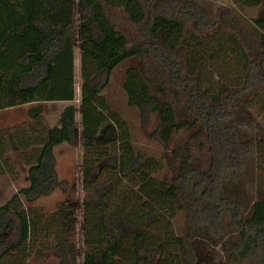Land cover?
Instances as JSON below:
<instances>
[{
    "label": "trees",
    "instance_id": "1",
    "mask_svg": "<svg viewBox=\"0 0 264 264\" xmlns=\"http://www.w3.org/2000/svg\"><path fill=\"white\" fill-rule=\"evenodd\" d=\"M236 2L260 7L252 31L240 26L232 12L214 19L194 0H0V109L69 102L46 134L7 132L14 149L26 152L29 166L28 184L0 205V264H28L34 250L43 259L53 252L59 258L54 264H79L76 208L62 203L43 216L24 204L59 187L66 190L55 149L79 141L85 148L83 264H197L194 232L203 227L219 238L227 213L238 231L227 259L264 264V200H256L246 215L224 188L226 180L238 179L245 156L256 148L231 123L234 109L264 90V0ZM111 7L124 10L136 36L113 20ZM221 26L242 38L246 71L242 83L213 93L204 83L198 45L207 48L205 39L219 34ZM216 41L217 50L231 49L220 37ZM96 48L104 50V61ZM132 57H140L142 65L127 71L128 102L138 107L144 124L160 113L153 134L168 146L173 132L198 126L191 140L173 149L179 166L172 159L177 172L171 179L160 176V159L136 148L129 122L103 94L115 68ZM43 112L36 105L29 115L38 121ZM6 139L0 134V158ZM180 210L186 212L183 234L174 226ZM155 226H163L164 235Z\"/></svg>",
    "mask_w": 264,
    "mask_h": 264
},
{
    "label": "rangeland",
    "instance_id": "2",
    "mask_svg": "<svg viewBox=\"0 0 264 264\" xmlns=\"http://www.w3.org/2000/svg\"><path fill=\"white\" fill-rule=\"evenodd\" d=\"M155 2L156 0H151ZM202 5L211 17L220 18L223 11L232 12L238 24L248 31L253 30L254 19L261 11L260 7H251L236 0H194ZM113 20L122 22L121 27L130 37H134L135 28L125 16L124 10L121 8H110ZM127 30V31H126ZM83 35V34H82ZM217 37L230 44L231 49L223 51L217 50ZM205 39L207 48L198 45L199 57L202 60V76L204 83L212 86L213 93H218L223 86L230 87L234 84L242 83V77L245 73L244 53L246 48L242 38L236 34L235 30L227 27L220 28L219 34ZM195 40V39H194ZM87 45H91L86 42ZM209 43V44H208ZM76 51V104L79 109L78 123L81 125L80 118V98H81V50L80 42L75 45ZM101 61H104L106 55L104 50L95 49ZM142 59L140 57H132L125 60L115 68L111 75L109 85L104 91L108 102L112 108L118 111L127 119L132 130L133 142L139 150L148 156H155L162 162L161 177L171 179L176 170L172 169L171 161L175 162L176 168L179 166V159L173 158L172 151L175 148L183 147L187 141L191 140L193 133L198 129L183 128L173 132L168 146L154 135V131L158 128L161 118L160 113L153 114L150 122L144 124L138 107L132 106L128 102V93L124 84L127 78V71L131 67L140 68ZM264 66V56H263ZM222 87V88H223ZM155 92V91H154ZM156 93V92H155ZM69 102L63 101H34L9 108L0 109V134L6 136V147L0 158L2 171L0 172V205L8 201L16 192L28 184L27 168L29 164L22 150H16L9 141V132L13 136H18L22 129H31L33 133L46 134L48 128L57 123L59 115L63 108ZM35 105H42L44 112L37 120L29 115V110ZM231 123L238 129L240 135L245 140H252L256 148L245 156L244 168L239 172L236 181H225V195L239 202L246 213L251 214L253 204L256 200H264V90L258 94L252 95L243 102L239 107L234 109V117ZM35 129V131H33ZM17 131H19L17 133ZM8 132V133H7ZM195 146L196 140H193ZM57 158V173L60 180L65 181L66 190L57 188L48 196L39 198L34 202L24 201L25 207L28 208L33 215L39 213L49 215L56 212L62 203L72 204L76 208L77 233L76 242L78 245V262L83 264L85 245L84 241V224H83V199L86 196V190L83 187L82 175L84 171L83 156L85 148L79 141L75 145L63 143L55 149ZM175 229L179 234H183L186 227V212L180 210L175 218ZM154 229L161 228V234L164 235L165 228L163 226L152 227ZM155 231V230H153ZM238 235L237 229L230 224V217L227 213L223 221L222 233L219 238H213L205 228H198L193 235L192 243L197 254V264H253L248 259L238 260L235 262L227 259L226 251L229 242L234 240ZM59 258L51 252L46 259L38 258L35 250L31 252L28 264H54Z\"/></svg>",
    "mask_w": 264,
    "mask_h": 264
},
{
    "label": "crops",
    "instance_id": "3",
    "mask_svg": "<svg viewBox=\"0 0 264 264\" xmlns=\"http://www.w3.org/2000/svg\"><path fill=\"white\" fill-rule=\"evenodd\" d=\"M29 103H33V102H29ZM27 104V103H26ZM36 106V105H35Z\"/></svg>",
    "mask_w": 264,
    "mask_h": 264
}]
</instances>
